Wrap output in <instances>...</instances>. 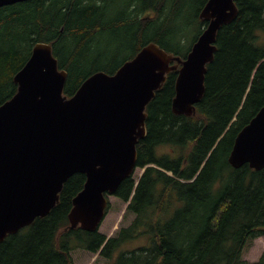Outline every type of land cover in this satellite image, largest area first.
<instances>
[{
  "label": "trees",
  "instance_id": "1",
  "mask_svg": "<svg viewBox=\"0 0 264 264\" xmlns=\"http://www.w3.org/2000/svg\"><path fill=\"white\" fill-rule=\"evenodd\" d=\"M190 1L26 0L1 7L0 104L18 90L14 76L40 41L53 45L67 70L68 96L97 71L115 73L151 41L186 56L207 24L200 11L208 0L196 15ZM236 2L237 17L218 32L196 113L173 110L178 69L147 106V135L137 144L144 171L114 194L129 201L133 221L110 237L70 228L73 199L86 182L76 173L50 214L0 242V264H74L77 248L107 264H248L247 245L264 237V169L234 168L229 156L237 134L264 106V0ZM196 18L199 33L183 51L180 30ZM173 39L175 48H168ZM251 264H264V251Z\"/></svg>",
  "mask_w": 264,
  "mask_h": 264
},
{
  "label": "water",
  "instance_id": "2",
  "mask_svg": "<svg viewBox=\"0 0 264 264\" xmlns=\"http://www.w3.org/2000/svg\"><path fill=\"white\" fill-rule=\"evenodd\" d=\"M26 0H0V8ZM237 0H208L207 25L185 57L156 42L144 45L116 73L97 71L77 92L64 94L68 72L49 42H38L15 74L18 91L0 104V242L45 217L60 202L65 182L87 177L69 212L70 228L99 230L109 194L137 166L146 137V108L178 69L173 110L192 115L204 96L218 31L238 15ZM229 162L264 169V106L237 134Z\"/></svg>",
  "mask_w": 264,
  "mask_h": 264
},
{
  "label": "rangeland",
  "instance_id": "3",
  "mask_svg": "<svg viewBox=\"0 0 264 264\" xmlns=\"http://www.w3.org/2000/svg\"><path fill=\"white\" fill-rule=\"evenodd\" d=\"M203 1L204 0H191L190 1L191 6L189 8V11L191 10L193 3L194 7L191 10V13L193 15H196L197 12L196 6L201 4ZM199 25L200 23L196 18L195 22L192 23L190 26L180 30L186 36L185 39L183 40L182 46L180 47L183 48V51H185L187 48L190 47L195 36L199 33ZM174 41L176 40L175 39L171 40V44L168 46V48H175V45L173 44ZM89 70L90 68L87 69V72ZM163 150L166 151L167 148H163ZM143 171H144L143 168H139V167L136 168L134 172V177L138 179L142 175ZM109 200H110V208L99 228V231L110 237L116 235L121 227L128 226L135 218V214L128 210L129 201L126 202L114 194H111L109 196ZM263 251H264V237H258L249 242V244L247 245L244 251V258L247 260L248 264H251L257 259H259ZM72 255L74 258V264H107L108 263V260L105 257L101 256L99 253L90 252L80 248L74 249L72 251Z\"/></svg>",
  "mask_w": 264,
  "mask_h": 264
},
{
  "label": "bare ground",
  "instance_id": "4",
  "mask_svg": "<svg viewBox=\"0 0 264 264\" xmlns=\"http://www.w3.org/2000/svg\"><path fill=\"white\" fill-rule=\"evenodd\" d=\"M15 4V3H14ZM11 5V4H10ZM7 6V5H6ZM4 7V6H3ZM151 18V17H150ZM40 42H45V41H40ZM47 42V41H46ZM151 42H155V41H151ZM157 43V42H156ZM157 44H159V43H157ZM160 45V44H159ZM161 46V45H160ZM162 47V46H161ZM164 48V47H163ZM165 49V48H164ZM166 50V49H165ZM168 51V50H167ZM168 52H170V51H168ZM170 53H173L174 55H177V54H175L174 52H170ZM177 56H181V55H177ZM182 57V56H181Z\"/></svg>",
  "mask_w": 264,
  "mask_h": 264
}]
</instances>
